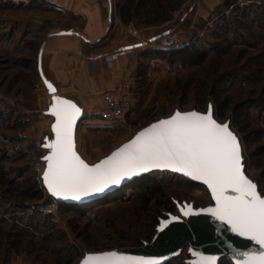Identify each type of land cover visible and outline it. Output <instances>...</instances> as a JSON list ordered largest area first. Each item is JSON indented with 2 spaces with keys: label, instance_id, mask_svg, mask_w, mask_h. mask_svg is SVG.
I'll use <instances>...</instances> for the list:
<instances>
[{
  "label": "rangeland",
  "instance_id": "374dc122",
  "mask_svg": "<svg viewBox=\"0 0 264 264\" xmlns=\"http://www.w3.org/2000/svg\"><path fill=\"white\" fill-rule=\"evenodd\" d=\"M99 4L109 32L98 46L118 45L125 38L135 42L125 30L147 40L174 31L181 38L178 48L190 44L207 52V59L181 67L144 55L158 51L128 55L126 76L134 80L135 97L125 124L104 123L92 98L77 129L80 156L93 164L140 127L176 110L206 112L211 105L213 117L228 122L240 139L245 173L264 197V0H166L172 9L157 21L148 8L134 12V0ZM81 26L79 17L47 0H0V264H79L86 253L138 247L151 240L157 218L166 212L158 208V198L146 204L131 190L84 217L38 197L47 154L43 145L53 138L51 101L38 74V54L48 35ZM78 43L88 52L85 41ZM46 59L43 50L42 72L50 82ZM150 178L161 187L164 201L211 205L207 190L179 175L159 172ZM185 253L170 264H185Z\"/></svg>",
  "mask_w": 264,
  "mask_h": 264
},
{
  "label": "snow or ice",
  "instance_id": "6c2138e0",
  "mask_svg": "<svg viewBox=\"0 0 264 264\" xmlns=\"http://www.w3.org/2000/svg\"><path fill=\"white\" fill-rule=\"evenodd\" d=\"M48 88L56 91L51 84ZM51 115L56 118L53 125L56 139L45 145L52 151L44 157L48 162L44 182L53 196L80 200L152 169L180 172L202 181L211 190L215 207L203 211L229 225L232 233L259 245L261 251L242 253L244 258L237 264H264V197L244 175L236 136L227 124L213 119L211 110L207 114L177 111L92 166L75 150L73 134L80 109L69 100L55 97ZM182 211L185 216L199 215L191 207ZM177 219L162 221L161 230ZM83 264L158 262L110 252L89 255ZM197 264H215V257H201Z\"/></svg>",
  "mask_w": 264,
  "mask_h": 264
},
{
  "label": "water",
  "instance_id": "95a60500",
  "mask_svg": "<svg viewBox=\"0 0 264 264\" xmlns=\"http://www.w3.org/2000/svg\"><path fill=\"white\" fill-rule=\"evenodd\" d=\"M109 29L107 30L108 34ZM169 31H165L162 34H159L151 39L152 41H156L161 36L168 35ZM55 36H73L77 37L86 43H89L87 40H85L81 35L68 32V31H60L58 33L50 34L46 37L45 41L43 42L39 54H38V74L39 77L44 84L45 88L47 89L48 96L51 101V107L54 103V98L59 97L61 99L69 100L72 103H74L79 109H80V115L76 119L75 127H74V143H75V150L76 149V133L77 128L79 126V123L81 121V108L71 99H67L64 97H61L57 93V89L54 85H52L44 76L42 72V62H41V56L45 47V44L49 38L55 37ZM137 47H140L139 44L133 45V46H127L123 48V51H129L132 49H135ZM48 84H51L56 91L51 92L48 88ZM51 107L48 111V115L53 118V122L50 126V131L52 133L53 138L51 140H45L44 148L48 151L47 154L44 156H48L51 154V149L48 147H45L46 144L52 143L56 139V134L53 131V125L56 122V118L51 115ZM211 110L212 117H213V109L212 106L209 105L206 112L201 113L197 111H186L181 113H188V112H197L199 114H207L208 111ZM177 111H175L172 115H174ZM180 112V111H179ZM171 115V116H172ZM171 116L167 118L159 119L153 123H150L146 127L142 128L141 130L137 131L128 141L121 144L119 147L111 151L107 156L101 158L97 162L93 164H88L77 152V154L87 163L88 165L92 166L97 163H99L101 160L106 159L108 156H110L113 152L117 151L119 148H121L124 144L129 143L132 139L135 138L136 135H138L141 131L151 127L152 124L159 122L163 119H169ZM213 119L218 122L214 117ZM220 124H227L229 126V130L236 136L237 141L239 143L240 147V154H241V163H242V169L244 172V175L250 179L244 170V164H243V155H242V146L240 139L236 135V133L231 129L230 124L228 122L220 123ZM44 170L41 175L42 185L47 192V194L54 199L58 203L67 204V205H84L92 202L99 201L103 199L104 197L116 192L117 190L125 187L130 182L143 177L145 175H148L150 173H156V172H166V173H172L179 175L193 183L199 184L203 186L211 199V205L205 206V207H194L192 203H185L182 204L176 203V209L178 214H167L165 219H160L158 225L155 229V234L151 238L149 242L143 243L141 246L138 247H124L119 249H113L110 251H104V252H98V253H86L79 264H83V261L85 258L89 255H102L105 253L110 252H116L119 255L126 256V257H132V258H142L144 260H150V261H157L158 264H170L173 260L177 259L184 251L189 255V259L186 261L187 264H197V262L200 260L201 257H215V264H218L219 261L222 258H227L231 262V264H237V261L242 260L244 257L241 255L242 253H257L261 251L259 245L255 244L254 241H250L247 238L239 237L235 233H232L230 230V226L227 224L222 223L221 221H218L215 219V217L211 216V214L203 211L207 208L215 207V200L212 198L211 190L208 188L206 184H204L202 181L193 180L192 178L184 175L180 172H174L170 169H152L148 172L141 173L137 176H133L131 178H125L119 185H112L109 188L105 189L102 193H95L91 196L82 197L80 200H73V199H64L62 197H56L53 196L47 189V185L44 182V173L47 171V161L44 159ZM254 184H256L252 179H250ZM257 186V184H256ZM257 192L259 193L258 186H257ZM231 194V193H230ZM260 194V193H259ZM261 195V194H260ZM263 197V196H262ZM188 207H191L194 213H199V215H189L185 216L183 214V211H187ZM173 217H177L178 219L173 221L172 223L168 224L166 228L161 230V222L162 221H168L172 220Z\"/></svg>",
  "mask_w": 264,
  "mask_h": 264
},
{
  "label": "crops",
  "instance_id": "0c3cea01",
  "mask_svg": "<svg viewBox=\"0 0 264 264\" xmlns=\"http://www.w3.org/2000/svg\"><path fill=\"white\" fill-rule=\"evenodd\" d=\"M47 2L79 17L82 26L79 29L72 28L68 32L79 34L89 42H85L88 52L83 51L78 43L81 39L73 36L49 38L44 47V56L47 58L44 68L49 74L50 83L55 86L59 96L67 99L73 97V101L75 100L77 105L80 104L82 111L92 98L96 100L98 93L118 84L131 70L127 67V56L131 52H123V48L131 43L125 41V38L123 41L120 40L118 45L112 43V47L110 44V47L103 46L105 42L98 46L109 29V22L103 15L99 0H47ZM125 31L127 34L130 32ZM102 59L105 63L111 59L107 64L108 68L102 65Z\"/></svg>",
  "mask_w": 264,
  "mask_h": 264
},
{
  "label": "trees",
  "instance_id": "16d2710c",
  "mask_svg": "<svg viewBox=\"0 0 264 264\" xmlns=\"http://www.w3.org/2000/svg\"><path fill=\"white\" fill-rule=\"evenodd\" d=\"M165 1L166 0H134V5H133L134 12L142 11L148 8L149 10H151V12H153L152 14L154 17H156V21H157L159 20V17L161 15H163L165 12H168L172 9V8H170L169 10L167 9V7L165 6ZM228 5H229L228 1H225L224 6H228ZM144 55L145 57L146 56H153V57L159 56L162 60H165L167 63L178 65L181 67L197 66V65L202 64L207 59V52L201 49H196L194 46L190 44L188 45L185 44L181 48H175L170 51L150 52ZM43 148H44V145H43ZM156 173H159V172H156ZM151 174L152 173L130 182L125 187L117 190L116 192L96 202H92V203H88L84 205H67V204L58 203L54 199L53 200L55 201V204L60 210L64 212H71L75 214L77 217H84L87 214V212L91 210L92 208L97 207L102 204L119 201L123 199L125 191L131 190L132 192L135 191L139 195V197H141L142 199H145L146 204L149 203L153 199L157 200L158 198L159 200H161L158 202V208L160 210L165 209L166 212L163 213L162 218H157V225H158L159 220L165 219L167 214H174L173 212H177V209H176L177 202H174L171 199H167L165 201L162 200L163 196H162L161 187L156 182H153V180L150 178ZM185 180L188 181L193 187L199 190L206 191V189L203 186L193 183L187 179ZM37 193L39 194L38 195L39 198H42L45 196L47 197L48 201L52 200V198L45 191L42 185L41 178H40V190ZM182 203H178V204H182ZM140 245H137V246H140ZM218 264H231V263L229 259L222 258Z\"/></svg>",
  "mask_w": 264,
  "mask_h": 264
},
{
  "label": "built area",
  "instance_id": "2783aa9c",
  "mask_svg": "<svg viewBox=\"0 0 264 264\" xmlns=\"http://www.w3.org/2000/svg\"><path fill=\"white\" fill-rule=\"evenodd\" d=\"M129 34H131L135 39V42H133L129 46L139 44L140 47L123 52L133 53L139 50L142 52L146 49L152 51H165L169 48H178L181 46L180 35L178 32H174V31H169L168 35L161 36L159 39L152 42L151 39L147 40L146 38L140 36L136 31L132 30L129 32ZM107 61L108 62H106V64H109L111 59ZM134 97H135L134 80L131 77L126 76L115 86L105 91H102L96 95V100L98 103V115L100 116L101 120L106 124L123 125L125 124L126 116L130 112ZM180 112H185V111H180ZM197 112L204 113L202 111H197ZM146 126L147 125L140 127L137 131L141 130ZM185 255L186 256L184 257L183 260L184 263L187 264L186 261L189 259V255L187 253H185Z\"/></svg>",
  "mask_w": 264,
  "mask_h": 264
}]
</instances>
